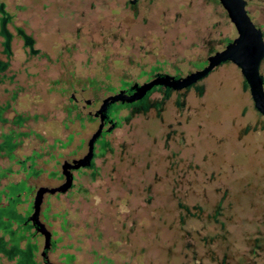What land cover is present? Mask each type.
<instances>
[{
	"label": "rangeland",
	"instance_id": "obj_1",
	"mask_svg": "<svg viewBox=\"0 0 264 264\" xmlns=\"http://www.w3.org/2000/svg\"><path fill=\"white\" fill-rule=\"evenodd\" d=\"M246 9L264 37V0ZM236 36L218 0H0V144H15L0 148V206L22 181L15 210L28 218L36 190L64 182L62 163L86 154L102 100L201 69ZM145 103L113 104L90 166L44 195L49 263L264 264V116L240 69L223 63ZM33 231L34 263L45 264Z\"/></svg>",
	"mask_w": 264,
	"mask_h": 264
},
{
	"label": "water",
	"instance_id": "obj_2",
	"mask_svg": "<svg viewBox=\"0 0 264 264\" xmlns=\"http://www.w3.org/2000/svg\"><path fill=\"white\" fill-rule=\"evenodd\" d=\"M218 2L226 11L230 22L234 25L237 36L220 50L209 53L207 64L201 69L179 77L169 74H156L142 84L134 83L128 88L119 89L118 92L102 100L97 110L89 112L91 116L99 117L100 126L88 139L86 154L78 159L68 158L63 161L61 168L65 180L62 184L58 186H40L36 190L31 205L32 212L27 220L32 224L35 231L44 237L41 255L45 264H50L47 251L51 246V232L39 218L43 197L46 194L65 193L72 186V170L90 166L94 156V145L102 134V126L107 117V110L113 104L137 102L143 99L156 86H165L173 89L190 87L207 76L215 67L230 62L240 69L249 88L254 109L264 116V80L260 73V65L264 59L263 32L249 17L246 9V0H218ZM113 126L114 123L107 130H110Z\"/></svg>",
	"mask_w": 264,
	"mask_h": 264
},
{
	"label": "trees",
	"instance_id": "obj_3",
	"mask_svg": "<svg viewBox=\"0 0 264 264\" xmlns=\"http://www.w3.org/2000/svg\"><path fill=\"white\" fill-rule=\"evenodd\" d=\"M167 91H165L166 93ZM144 99V98H143ZM139 100L136 103L142 104L144 107L146 106L145 99ZM124 104V103H123ZM122 105V104H121ZM14 134L13 130H10L8 137ZM19 132L16 135H20ZM70 139V138H69ZM15 147V144L12 143L9 138L3 144H0V148H4L8 153L12 151ZM10 158H13V155L10 154ZM26 159L33 160L31 156ZM17 163L20 164L21 169L27 172V168L24 166V161L17 160ZM5 172H9L10 169L6 168ZM3 171V173H4ZM2 173V174H3ZM32 173V167L27 172L28 176ZM24 186V182H20L17 186L9 185L7 193H5V206H0V264H35L33 257L35 253V241L36 234L33 231L32 224L27 220L26 215H20L16 212L15 207L19 204V196L18 193L21 192ZM29 208L28 210H30ZM27 210V212H28ZM9 245L8 247H6ZM23 247H22V246ZM259 246L257 244L256 250L254 249L251 258L252 261H256L257 258L260 257V253L258 252ZM68 259L72 257V255L67 256ZM191 261L195 262L194 252L191 255ZM200 263V260H197ZM221 262L219 264H227L228 260L225 255L222 256Z\"/></svg>",
	"mask_w": 264,
	"mask_h": 264
},
{
	"label": "flooded vegetation",
	"instance_id": "obj_4",
	"mask_svg": "<svg viewBox=\"0 0 264 264\" xmlns=\"http://www.w3.org/2000/svg\"><path fill=\"white\" fill-rule=\"evenodd\" d=\"M160 86H156V87H154L151 91H153V90H155V89H158ZM150 91V92H151ZM148 94V93H147ZM144 99H145V97H144ZM143 99V100H144ZM136 103V102H135ZM130 103H126V105H129ZM112 107V106H111ZM110 107V108H111ZM110 108L107 110V117H106V119L104 120V122H103V126L104 125H106V124H108V122H109V120H110V115H109V111H110Z\"/></svg>",
	"mask_w": 264,
	"mask_h": 264
},
{
	"label": "crops",
	"instance_id": "obj_5",
	"mask_svg": "<svg viewBox=\"0 0 264 264\" xmlns=\"http://www.w3.org/2000/svg\"><path fill=\"white\" fill-rule=\"evenodd\" d=\"M22 246V245H21ZM23 247V246H22Z\"/></svg>",
	"mask_w": 264,
	"mask_h": 264
}]
</instances>
